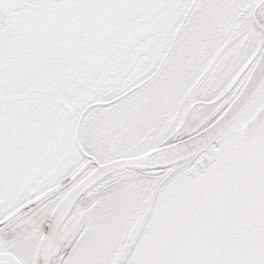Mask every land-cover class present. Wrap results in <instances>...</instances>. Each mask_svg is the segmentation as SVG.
I'll list each match as a JSON object with an SVG mask.
<instances>
[{
    "label": "snow or ice",
    "instance_id": "1",
    "mask_svg": "<svg viewBox=\"0 0 264 264\" xmlns=\"http://www.w3.org/2000/svg\"><path fill=\"white\" fill-rule=\"evenodd\" d=\"M0 264H264V0H0Z\"/></svg>",
    "mask_w": 264,
    "mask_h": 264
}]
</instances>
